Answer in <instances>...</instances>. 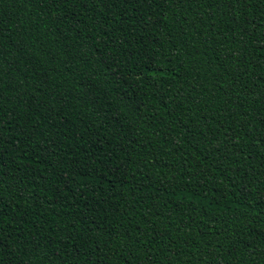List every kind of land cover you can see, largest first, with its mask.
Here are the masks:
<instances>
[{
	"label": "trees",
	"instance_id": "trees-1",
	"mask_svg": "<svg viewBox=\"0 0 264 264\" xmlns=\"http://www.w3.org/2000/svg\"><path fill=\"white\" fill-rule=\"evenodd\" d=\"M0 264H264V0H0Z\"/></svg>",
	"mask_w": 264,
	"mask_h": 264
}]
</instances>
